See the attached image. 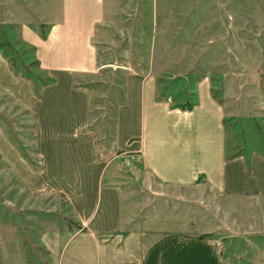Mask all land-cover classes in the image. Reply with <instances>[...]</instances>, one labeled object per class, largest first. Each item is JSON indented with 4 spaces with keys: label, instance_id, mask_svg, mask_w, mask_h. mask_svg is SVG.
I'll return each instance as SVG.
<instances>
[{
    "label": "crops",
    "instance_id": "1",
    "mask_svg": "<svg viewBox=\"0 0 264 264\" xmlns=\"http://www.w3.org/2000/svg\"><path fill=\"white\" fill-rule=\"evenodd\" d=\"M47 7L49 14L40 19L17 4L13 22L21 41L34 50L44 85L18 75L0 50V89L31 117L39 165L3 136L0 152L30 192L54 193L67 202L74 228L48 236L57 264H225L223 241L204 236L218 231L213 219L233 235L259 237L264 244V137L229 148L231 117L214 98L208 78L198 83L196 102L181 108L159 98L156 77L127 75L116 150L140 158L165 185L201 187L212 196L202 204L209 222L146 215L138 230H128L138 213L125 211L123 188L104 185L114 159L98 149L92 92L77 85L97 77L95 38L104 0H54ZM258 85L264 108V71ZM259 256L264 257L263 246Z\"/></svg>",
    "mask_w": 264,
    "mask_h": 264
},
{
    "label": "rangeland",
    "instance_id": "2",
    "mask_svg": "<svg viewBox=\"0 0 264 264\" xmlns=\"http://www.w3.org/2000/svg\"><path fill=\"white\" fill-rule=\"evenodd\" d=\"M53 1L0 0V50L13 70L37 87L47 79L13 22L17 4L42 19ZM104 6L95 38L96 80L77 84L92 92L98 149L114 159L104 185L123 188L125 211L138 213L130 231L138 230L146 215L209 222L202 204L212 196L201 187L165 185L147 172L140 158L116 150L117 112L125 103L129 74L156 77L159 98L181 108L196 102V87L208 78L214 98L231 117L226 120L229 148L264 137L258 87L264 71V0H104ZM0 136L29 163L39 165L31 117L1 89ZM213 220L218 231L204 236L223 241L225 264L264 262V257H256L264 247L259 237H238ZM68 228L74 223L67 202L54 193L30 192L0 152V264H57L50 251L55 244L48 236Z\"/></svg>",
    "mask_w": 264,
    "mask_h": 264
}]
</instances>
